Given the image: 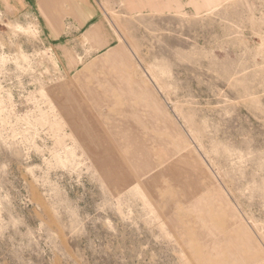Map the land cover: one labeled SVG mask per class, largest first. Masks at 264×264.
Instances as JSON below:
<instances>
[{
	"label": "rangeland",
	"instance_id": "obj_1",
	"mask_svg": "<svg viewBox=\"0 0 264 264\" xmlns=\"http://www.w3.org/2000/svg\"><path fill=\"white\" fill-rule=\"evenodd\" d=\"M96 2L0 0V264H264V0Z\"/></svg>",
	"mask_w": 264,
	"mask_h": 264
},
{
	"label": "crops",
	"instance_id": "obj_2",
	"mask_svg": "<svg viewBox=\"0 0 264 264\" xmlns=\"http://www.w3.org/2000/svg\"><path fill=\"white\" fill-rule=\"evenodd\" d=\"M18 1L23 2V12H35L46 38L55 45L76 48L77 42L86 39L83 53H101L111 45L104 12L96 0Z\"/></svg>",
	"mask_w": 264,
	"mask_h": 264
}]
</instances>
